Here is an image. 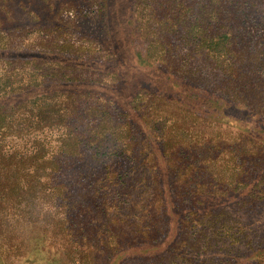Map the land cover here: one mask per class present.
Listing matches in <instances>:
<instances>
[{
    "label": "trees",
    "instance_id": "1",
    "mask_svg": "<svg viewBox=\"0 0 264 264\" xmlns=\"http://www.w3.org/2000/svg\"><path fill=\"white\" fill-rule=\"evenodd\" d=\"M50 1L0 0V49L10 47L2 43L14 39L7 28L20 20L19 15L27 6H35L33 18L41 20L37 8ZM231 2L162 0L160 4L171 10L162 8L165 13H160L152 9L145 19L154 33L150 41L146 39L148 55L159 59L162 53L175 50L170 34L181 29L185 43L194 46L190 52L215 59L222 71L236 74L235 84L247 87L248 77L242 75L241 64L248 47L236 36L239 20ZM148 55L140 50L145 63L150 61ZM14 58L19 65L13 77L12 70L5 78L0 75V264H10L15 243L13 231L29 236L25 238L27 244L29 240L41 243L42 238L46 239L38 230L42 223L48 224L46 237L50 233L53 238L60 237V249L67 256L65 264H72L86 252L81 249L82 242L68 237L64 230L67 219L59 213L62 189L53 183L60 166L59 155L79 153L85 140L95 144L99 148L96 154L101 155L105 154L100 151L101 142L107 138L120 146H132V125L130 121L109 118L111 113L106 108H83L81 98L89 94L84 93L87 79L74 72L55 70L54 64L60 65L59 59L46 62L37 55ZM32 60L35 71H31L28 80L27 71L19 70ZM39 62L43 63L40 69L46 67V72L38 71ZM165 77L161 92L169 94L173 108L163 131V149L141 157V163L148 165L144 182L149 178L143 187L144 213L127 224L137 235L134 249L140 254L150 251L166 256L177 248L175 259L180 264H206L197 257V252L210 248V243H219L221 247L240 244V231L229 218V210L249 209L264 202V127L219 119L220 113L223 115L221 110L230 104L226 97L210 93L179 75L167 73ZM99 83L94 94H100L103 84ZM251 83L255 89L260 85V81ZM62 86L66 91H61ZM198 109H210L208 116L216 119L207 115V119H199ZM77 117L94 119L79 127L65 122ZM187 198L189 205L185 211ZM221 204L227 206L219 207ZM15 226L19 228L13 229ZM205 236L210 243L204 241ZM19 237L16 232L15 240ZM254 247L253 261L239 256L237 261L227 259L220 264H264V246ZM41 249L40 244L30 255ZM30 258L35 261L36 257ZM125 258L114 259L110 264H122Z\"/></svg>",
    "mask_w": 264,
    "mask_h": 264
},
{
    "label": "rangeland",
    "instance_id": "2",
    "mask_svg": "<svg viewBox=\"0 0 264 264\" xmlns=\"http://www.w3.org/2000/svg\"><path fill=\"white\" fill-rule=\"evenodd\" d=\"M161 1L52 0V3L37 8L41 20L33 18L36 8L30 5L21 12L20 20L7 28L14 39L2 42L10 45L0 49L3 50L0 52V75L4 78L10 70L13 77L15 67L19 65L13 61L16 56L30 58L37 55L46 62L59 59L60 65L54 64L55 70L74 72L87 79L84 93L89 94L81 98L83 108H106L111 113L109 118L124 123L130 121L132 125V146H120L107 138L101 142L100 151L105 153L101 155L96 154L99 148L95 144L85 140L79 153L59 155L60 166L53 182L59 185L60 191L62 189L58 199L59 213L67 219L64 230L68 237L82 242L81 249L86 252L82 253L80 261L74 260L72 264H110V261L124 257L122 264H180L175 259L177 248L166 256L150 251L140 254L141 251L134 249L137 235L127 224L134 223L144 213L146 194L143 187L149 178L144 182L148 165L141 163V159L163 149V131L173 108L169 94L161 92L167 73L179 75L210 93L226 97L230 104L221 110L223 115L220 113L219 119L264 127V0L231 2L239 20L235 27L236 36L248 47L241 64L242 75L248 77L247 87L236 85L233 81L236 74L222 71L215 59L190 52L194 46L185 43L181 29L170 34L175 50L162 53L159 59L149 56L146 39L150 41L154 33L145 19L152 9L160 13H165L163 9L171 10L168 5L165 9ZM180 10L184 12L182 7ZM141 49L151 62L143 61ZM42 64L39 62L38 71L46 72V67L40 69ZM33 67V60L28 61L25 69L19 72L27 71L29 80L31 71H35ZM252 81H260L257 89ZM99 82L103 84L100 94H94ZM61 91L66 88L62 86ZM198 111L201 114L199 119H207L205 116L210 109ZM82 118L65 119V122L79 127L94 119ZM224 126H227L226 122ZM152 141H155L154 145ZM188 203L187 198L185 211ZM224 206L227 205H219ZM179 209L183 210L181 204ZM228 214L234 226L239 228L240 244H223L221 247L219 243H210V238L205 236L204 241L207 240L211 247L197 252L201 262L220 264L227 259L237 261L239 256L253 261L254 245L264 246V202L249 209L238 207L229 210ZM42 224L38 230L46 239L40 236L41 243L37 241L38 244L32 240L27 244L25 238L29 236L23 237L19 230H16L20 235L16 241V232L13 231L15 243L10 264H65L67 256L60 249V237L53 238L51 233L46 237L48 224ZM40 244L42 253L31 256L30 253ZM30 257H36L35 261H30ZM239 261L243 263V259Z\"/></svg>",
    "mask_w": 264,
    "mask_h": 264
}]
</instances>
